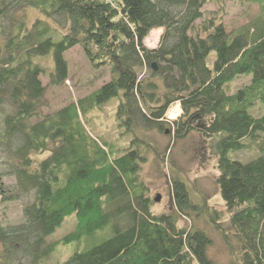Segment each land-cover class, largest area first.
I'll list each match as a JSON object with an SVG mask.
<instances>
[{
  "label": "trees",
  "instance_id": "trees-1",
  "mask_svg": "<svg viewBox=\"0 0 264 264\" xmlns=\"http://www.w3.org/2000/svg\"><path fill=\"white\" fill-rule=\"evenodd\" d=\"M215 1L0 0V19L25 7L44 17L31 28L18 22L0 57V199L32 193L22 220L0 226V264L43 262L54 250L46 238L69 216L75 226L63 242L91 244L60 264H216L211 234L178 225L191 214L219 234L228 264H264V112H253L264 108V0H245L260 14L231 33L214 17L203 19V7ZM160 28L157 48H146L144 40ZM76 46L93 69L109 68L110 79L44 114L47 87L67 81L64 54ZM49 56L48 71L35 60ZM245 76L246 84L229 91ZM113 99L118 127L133 136L121 154L87 129V114ZM176 103L180 116L165 120ZM151 129L173 141L192 131L212 141L226 225L205 196L193 201L180 177L170 182L172 211L152 210L141 165L149 151L163 161L167 147L159 152L143 136ZM247 147L258 155L233 157ZM4 176L13 177L12 186Z\"/></svg>",
  "mask_w": 264,
  "mask_h": 264
},
{
  "label": "rangeland",
  "instance_id": "rangeland-1",
  "mask_svg": "<svg viewBox=\"0 0 264 264\" xmlns=\"http://www.w3.org/2000/svg\"><path fill=\"white\" fill-rule=\"evenodd\" d=\"M202 11L203 19L214 17L216 21H220L223 24L227 33L250 24L260 14V8L257 3L245 0H217L215 3L205 5ZM37 19L43 20L44 17L38 10L30 7L21 8L15 11V15H7L0 19V57L7 53L4 50L5 43L10 40L11 34L17 31L18 22H25L31 28ZM203 19L197 21L196 24H200ZM159 30L160 33H158L159 38L157 40L154 37L158 34H154L153 37L151 32L144 40L146 48L155 49L158 46L163 29L160 28ZM212 56L213 53H211ZM64 58L68 62V79L60 86L47 87L46 98L48 107L43 109L44 114L53 113L70 103H75L80 98L87 96L101 87V85L107 83L110 79L109 68L93 69L79 46L66 51ZM35 61L47 67L48 71L53 67L50 56L38 57ZM211 62L209 60V64ZM40 79L44 85L48 86L47 77H41ZM247 80H249L247 76L237 78L230 84L229 91H235L246 84ZM116 107L117 101L114 99L110 100L91 110L87 114L86 120L89 121L87 129L95 139L113 144L121 154L124 149L129 147L133 136L127 135L124 130L118 127L115 120ZM178 107L180 110H178ZM176 110L179 112L178 116H176L178 118L182 112L178 103L173 104L169 108L165 114V120H174L175 118H171V115ZM253 112L254 114L262 113L264 108L256 106ZM1 116L2 112L0 120ZM143 136L149 139L152 144H155L159 148V152H163L167 147L166 157H164L163 161H161L160 156L157 158L154 153L149 151L145 152L146 159L141 165L140 176L147 187V194L153 201L152 210L158 214L172 211L173 202L170 182L172 177H180L187 181L193 201L199 200V196H205L208 199V204L222 213V221L226 225L228 212L223 206L215 183L218 171L211 149L212 141L199 135L196 131H192L176 141H173V134L169 132L160 133L156 129L146 131ZM254 153L252 147H247L233 155V157L246 162L258 155V152ZM0 158L2 159L3 156H0ZM2 182L6 186H12L14 179L11 176H4ZM157 197H159V200L155 201ZM31 199L32 193H28L25 196L22 195L19 199L13 201H1L0 199V226L19 223L22 220V207L29 203ZM178 225L205 229L206 233L211 234L213 238V244L208 249L209 256L216 264L229 263L230 255L219 234L212 230L202 218H196L194 214L184 218L180 217ZM74 226L75 218L74 216H69L61 227L46 238V243L53 244L54 250L40 264H60L68 259L74 251H81L90 247L91 243L86 238H81L77 241L72 240L68 243L63 242V238L74 230ZM101 240L102 234L96 237L94 243H98Z\"/></svg>",
  "mask_w": 264,
  "mask_h": 264
},
{
  "label": "bare ground",
  "instance_id": "bare-ground-1",
  "mask_svg": "<svg viewBox=\"0 0 264 264\" xmlns=\"http://www.w3.org/2000/svg\"><path fill=\"white\" fill-rule=\"evenodd\" d=\"M154 31V32H153ZM153 31H151V35L153 36L154 34H158V33H160V30L159 29H157V30H153ZM155 31H156V33H155ZM154 37V36H153ZM157 38H159V34L156 36V37H154V39L155 40H157ZM157 48V47H156ZM178 110H180L179 109V107H178ZM178 111L176 110L174 113H172V115H171V118H175L174 120H176L177 118H176V116H178Z\"/></svg>",
  "mask_w": 264,
  "mask_h": 264
},
{
  "label": "water",
  "instance_id": "water-1",
  "mask_svg": "<svg viewBox=\"0 0 264 264\" xmlns=\"http://www.w3.org/2000/svg\"><path fill=\"white\" fill-rule=\"evenodd\" d=\"M152 67L154 70L156 69V67L154 65ZM158 200H159V197L155 198V201H158Z\"/></svg>",
  "mask_w": 264,
  "mask_h": 264
}]
</instances>
